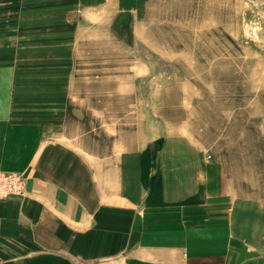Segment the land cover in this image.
Segmentation results:
<instances>
[{"label": "rangeland", "instance_id": "374dc122", "mask_svg": "<svg viewBox=\"0 0 264 264\" xmlns=\"http://www.w3.org/2000/svg\"><path fill=\"white\" fill-rule=\"evenodd\" d=\"M8 1L16 112L90 152L184 151L186 187L264 257V0Z\"/></svg>", "mask_w": 264, "mask_h": 264}, {"label": "crops", "instance_id": "0c3cea01", "mask_svg": "<svg viewBox=\"0 0 264 264\" xmlns=\"http://www.w3.org/2000/svg\"><path fill=\"white\" fill-rule=\"evenodd\" d=\"M84 1L92 11L115 2ZM8 2L0 0V171L26 183L23 196L0 200V264H264L227 209L223 218L215 199L205 207L195 172L186 187L184 151L90 152L16 112L8 47L25 39L9 37Z\"/></svg>", "mask_w": 264, "mask_h": 264}, {"label": "built area", "instance_id": "2783aa9c", "mask_svg": "<svg viewBox=\"0 0 264 264\" xmlns=\"http://www.w3.org/2000/svg\"><path fill=\"white\" fill-rule=\"evenodd\" d=\"M24 192L25 181L21 175L0 171V200L23 196Z\"/></svg>", "mask_w": 264, "mask_h": 264}]
</instances>
